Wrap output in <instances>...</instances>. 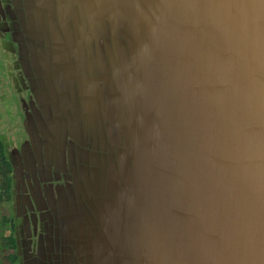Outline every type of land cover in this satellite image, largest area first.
<instances>
[{
    "label": "water",
    "instance_id": "95a60500",
    "mask_svg": "<svg viewBox=\"0 0 264 264\" xmlns=\"http://www.w3.org/2000/svg\"><path fill=\"white\" fill-rule=\"evenodd\" d=\"M21 4L61 264H264V0Z\"/></svg>",
    "mask_w": 264,
    "mask_h": 264
},
{
    "label": "flooded vegetation",
    "instance_id": "af4514ba",
    "mask_svg": "<svg viewBox=\"0 0 264 264\" xmlns=\"http://www.w3.org/2000/svg\"><path fill=\"white\" fill-rule=\"evenodd\" d=\"M21 3L0 0V264H61L58 204L73 172L69 150L53 156L42 134L27 127L41 106L16 40Z\"/></svg>",
    "mask_w": 264,
    "mask_h": 264
}]
</instances>
